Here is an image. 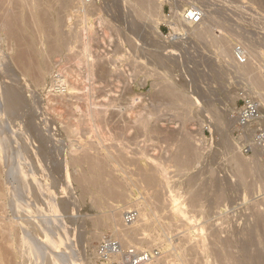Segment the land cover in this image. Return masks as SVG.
<instances>
[{
  "label": "rangeland",
  "instance_id": "rangeland-1",
  "mask_svg": "<svg viewBox=\"0 0 264 264\" xmlns=\"http://www.w3.org/2000/svg\"><path fill=\"white\" fill-rule=\"evenodd\" d=\"M4 1H5V3H4ZM54 1L55 0H53V3L56 2V1L55 2ZM176 1L172 0V2H166V3H171V4L174 3V4H172L173 10L177 5L179 8L180 7L183 8V7L188 6V4L182 3L179 1H178V3H175ZM193 1L198 6H200L202 8L203 13L207 12L208 14H212L214 16L213 17L214 20L217 22V25H219V23H220V27H222V29L221 30L218 29V31H217L216 30L217 27L215 26L216 27L215 32L216 31L218 33L222 32L221 34H222L223 38L226 39L225 41L228 40L227 41V48L229 47L228 49L230 50L231 53L236 52L237 46H241V43H240L241 42V40H240L241 35L248 36V38L250 40L256 42V44L258 43L257 41H261L260 42L261 44L258 43V45H260L261 47H264V6L262 4L261 5L259 4L260 3L259 0H201V2H199L200 0H193ZM6 2H8V3H6ZM41 3H44V2L41 1ZM14 5H15V3H13V2L9 4V0H3V1L0 0V6L2 7V8L0 7V22L3 21L7 15H8V17L10 15L14 16V14L16 12L13 10H17L16 9L17 6L16 5L14 6ZM94 5L97 8H99V7L101 8V9L99 8L100 9L99 14L102 17L104 15V21H106V22L102 21V23H101V21H99V18H98L99 14H97L96 7L93 6L92 7L93 9L91 8L92 11L90 14L91 15L90 16V23L93 24L92 28L96 32V34H97L96 36L98 39L97 41H94V43H95L94 48H93L94 52L92 51V54L90 56H86V57L84 56L85 58L83 57L82 59H84L85 61L83 60L80 62L79 61L80 59H79L78 62H80V65L76 61L78 58H80V56H78V54H77L81 50L79 43H72V44H70L71 48H69V46H67L68 48L65 47V49L61 50L62 52L59 51L58 53L52 54V56H50L48 59H49L50 65H51L50 68L51 67L52 68L55 67V68H53L54 70L50 74L47 75V77L45 78V80L42 81V83L36 82L32 76H30L31 78L29 76H28L29 78L28 77L25 78L27 83H28V86L24 87L23 92H24L26 98L30 100V101L28 100V102L31 103L33 101L32 103H34V100L38 99L35 102H36V104H39L40 107L38 105L36 107V104L34 103L30 107H24L23 109H21L20 112L16 113V115L12 114L13 117L15 116L17 118H15V117L12 118L11 115L9 116V118H10L9 119V121H10L9 125L11 127H13V129L16 131V133H17L18 129L20 132L19 133L20 135L17 133L13 137L16 136V138H17V136H18V139H22V137L24 138V134L22 133V131H23L22 127L23 126L20 125V121L22 122V124L24 123L25 126L29 123V121H27V120H30L29 116L32 112L31 108H33V106L35 105L34 110H35V113L37 116V118H36L37 121L35 120V122L36 123L41 122V124L43 125V128H45V129L46 128L49 129V127H50L51 129H49V130H51V133L53 135L55 133H57V134H55L56 136L54 135V137L57 138V141H55V143H54V146L56 148L55 147L52 148V152H51V153H53V154H51L52 159H50L49 163L46 164L47 170H42V168H40L38 166V164H35L33 167L37 168V170H39V171H37L36 169L33 168L32 170L35 171V174H34V176L31 177V179L33 178L36 180L37 179L41 180L40 182L43 183L45 188H48L47 194H49L50 196H53V195L56 197L58 196L57 198H60V197L61 198H67V196H68V198L70 197V200L73 201V202H71L72 204L70 203V205L68 207L69 209L66 208L69 211L68 210H58L59 212L54 211V213H58V215L60 214V216H62V218L65 222V223L61 222L60 221L61 218H60V220L58 219L60 221V222L59 221L58 222L62 223L58 226H61L59 228H61L60 231H61V233L64 234V238L66 239V242H71L72 243L71 245L73 246V248L75 247L74 248L75 251L77 250L76 252L79 253V255H81L82 258L84 257V259L87 263L93 264L96 261L94 264H97L98 261H97V256H96V247H97L98 242L106 234L114 236L111 229L103 228V229L98 230L96 226L93 227L92 223H94V222H92V221H93V219H95L94 217H102L103 215L108 213L109 210H111V207H106L103 209L97 208L95 196L88 191V189L86 188L87 186H85L87 184H84L85 182L83 183V181L80 180V178H81L80 176H82L85 173L83 171L88 170L87 169L88 165L86 163L83 164L81 159L86 158L85 156H87V157L90 156L93 158L98 157L97 160L104 162V159H106V157H107L105 155L111 156L114 154L113 156H115V155L117 156L119 154L118 151H121L120 150L121 148H119V147H122L126 144L124 147L127 148L126 149L127 154H128L127 155V162L124 161L123 164H122V161H121V163H120V161L116 162L114 164L112 163V165L110 164V166H108L107 169L110 170L111 177L113 179L116 178L114 180H118L121 182L123 180V177L126 178V177L130 176V177H133L132 179H134V181L138 182V179L142 176L141 174H139L142 172V171L140 172L139 169L144 170V169H142V168H144L143 166H145L146 168L149 166L151 167L150 163H152V159L159 161L158 159L162 158L159 156L165 155V154L163 155V152L167 148V143L169 145L168 147H170V145H171L170 143H172V145H174L176 147L179 145L177 148V149H179L178 152L180 151V148H181V151L183 149L187 148L183 144H185L187 146L188 141H186L185 138L184 139H182V138L184 137V135L187 134V131L189 130V128H190V130L188 131V133H189V135L190 134L192 135V136L190 135L192 138V142H194V145L198 146L199 150L201 151L200 156L193 158V159H190L187 162L186 167H188V169L182 175H181V173L178 174L176 166H174V165L172 167L168 166L169 172H171L169 174V177L171 176V178H168V184L171 187V189L173 190L172 194L178 198L176 203L179 204V207L184 208L185 211H187V213H186L187 215L186 214L182 215L183 217H181L179 214H175V213H171L172 214L171 215L169 212L170 210L161 209L162 210L161 211L159 209L161 212L158 210L157 214L155 215L156 220H154V221L158 225V230H160L161 233L164 234V237H167L169 239L168 240L169 245L165 244L166 246L164 245V247L162 248V247H160V243H159L160 240H157L156 241L157 245L155 244L151 248H158V249L161 248V250H163V251H168L169 249L173 248V246L175 248L176 247L175 245H186L187 246L191 242H194L195 239L197 240V237L200 238V236H202L204 234H207L206 238H205L207 240V241L205 240L207 242V244L212 242L211 237L209 235L212 233V229H213L212 226L210 225V221L213 223L214 221H212V220H215L216 217L215 216L211 217V215L209 216V214H207V213L206 214L209 217L207 215H205V213H203V215H200L198 213L199 212L198 209L194 210V208L192 207L193 208V210H192L190 203L188 202L190 189L191 188H198L199 184H200V183L194 184V183L188 181V178H190L194 175L200 176V179L203 180V182L206 184V186L207 187L209 186V188H206L207 191H209V194L212 193V190H213L214 186H216V185L217 186L220 185L219 187H222V188L228 186L227 187L229 189L228 192H230L229 193L230 197L232 196L231 198L233 200V204H232L233 207H231V210L229 209L230 208L229 206H228V209L227 208L224 209V212H228L227 213L228 215L226 214V217L224 216L225 218L221 217L222 220L219 219V222H220V220H221V222L219 223L216 221L217 224L215 223V225H217V226L219 225L220 228L226 227L230 230L232 229L233 231L241 230L244 227H249V226L253 227L255 224H257L255 221L256 218H253V216L255 217V211L257 210L256 209L257 207H255V200L259 199L260 196L264 194L263 193L264 192V183H263L264 181L262 182L263 185L261 184L257 188H254V189L249 188V189L245 190L244 186H242L239 183V181H237L238 178H237L236 174H233V173H236V167H237L235 164V161H233V157L235 156L234 154L238 155V157L240 156V159H242V160L244 159L245 161H249V160L252 161V159L255 156L253 155L254 153L244 154L241 151V148H240L241 146L239 145L237 134L234 133L232 115H233V112L236 110V108L240 105L241 94H248L251 97H254V98L260 100L263 108H264V100H263L264 97L261 98L259 96H254L250 91L251 87H250L249 82L246 79V77L241 76V74H239L240 72H238V70L236 71L234 66H236V68H237V64H241L239 61L237 62V60H238L237 54L235 53V55H234V57L236 59L233 58L234 60L225 61V59H223L222 55H220L219 53L216 52V49L214 48V45H211L212 42L210 40H208V41L205 40V42H204V39H200V37L196 36V34L192 33V32L186 33L183 31L184 35L180 34L178 37L177 36L171 37V36H169L168 29L165 25L166 22L164 20H162V19L158 20L159 25H157L152 20H148V19H146V20L142 19L141 20V18L138 16V14L136 12L135 6H131L133 4L130 5L128 3L123 2L122 0L121 1L120 0H103L102 2L95 3ZM5 7H7V8H5ZM11 12H12V14H11ZM93 12H95V13H93ZM131 12H132V14H130ZM165 12L167 13L168 9L165 10ZM34 13H35V9L29 8L26 11V16H24L25 18H23L22 20L18 19V21H19L18 23L22 24V22H24V20H25V23L27 24L28 28L25 32H23L24 34H22L23 35L22 37L23 38L26 37L25 39H27V37H28V39H31L32 37H34L35 39L37 38L36 40L39 43V44H37V48H38V47H41V46H39V45H41V40H43V39L48 40V38H47L48 35H46V34H48L49 32H46L45 30H42V32H41V30H38L40 27L38 28L37 26L33 25L32 20L34 19V21H35ZM70 13L71 12H69V14ZM61 14H63V13H61ZM63 15L61 16L62 22H63L62 28H63V31H65V34L67 35V37L69 36V32H71L72 30H74V29L77 30V29H79V27L83 28V26L87 27V22L82 21L80 14L79 15L75 14L76 16L72 15L71 20H68V16L66 14H65V16H67V18ZM2 17H3V19H2ZM230 17H232L233 19L231 18V20H230ZM63 18H64V21H63ZM6 19H8V18H6ZM26 19H28V20H26ZM65 20H66V22H65ZM218 20H219V22H218ZM136 21H138V23H136ZM211 21H213V19ZM2 24L3 23H1V25ZM28 24L31 26H29ZM107 25L109 28L107 27ZM234 29L235 30L237 29V30L235 31ZM227 30L228 31L232 30L231 32H236V33L234 35H233V33L229 34V32ZM117 31H118V33H117ZM226 31H227V33H226ZM237 31L239 34L237 33ZM7 33L8 32H6V33L0 32V82H1L0 84H5V85L11 84V85H17V86L19 84V86H25L24 85L25 79H24L23 74L21 73L22 71H20L21 68H19V66L17 65L18 63H16V58H17L18 52L21 50V48L22 49L24 48V50H26L27 48L25 45L23 46V45H20V43L18 44L19 41L18 42L16 41V40H19L18 37L14 36V38H13V36L11 34H9V33L7 34ZM29 33H30V36H32V37L28 36ZM33 33H35V34H33ZM44 36H46V37H44ZM38 37H40V38H38ZM124 38H125V40H124ZM127 39H128V41H127ZM47 40H45V41L47 42ZM118 44H121V45H118ZM117 45H118V47H117ZM32 49L33 48H31L29 50L31 51ZM39 49L40 48L33 49L34 51L37 50V51H35L37 53H35L33 51H31V52L29 51V53L31 54L33 52L34 55L36 56L38 54ZM232 49H233V51H232ZM76 51H77V53H76ZM98 54H99V56H98ZM109 56H111V57H109ZM86 58L87 59L89 58L88 59L89 61ZM94 59H95V61H94ZM58 60H60V61H58ZM131 61H132V63H131ZM255 62H258V65L261 64L262 66H260V67H262V68L264 67V48H263L262 54L260 55V58L259 59L256 58ZM63 63H65V64H63ZM99 64H100V66H99ZM105 64H107V65H105ZM163 64H165V65L163 66ZM242 64H244V63H242ZM13 65H15V66H13ZM90 65H91V68L93 69L92 71H94V73L91 72V74L89 73L90 72L89 71ZM143 66L145 69L146 68L147 69L145 70L143 68ZM219 66H221V67H219ZM60 67H62V69ZM72 67H74V69ZM142 68L144 71H146L145 73H142V72H144L142 70ZM262 68H259L258 70L260 71ZM60 69H61V71H60ZM80 70L82 72H80ZM77 71H79V72H77ZM224 72H225V74H224ZM260 72H262V70ZM52 73H53V75H52ZM64 74L67 75V77H66L67 79L64 77L66 81H64L63 80L64 78L61 76ZM93 74H94V76H93ZM216 74H217V76H216ZM14 75H16L18 78L16 76H15L16 77L15 78ZM76 75H78V76H76ZM68 76H69V78H68ZM131 76L133 78H131ZM61 78H62V80H61ZM215 78H217V80ZM13 79L16 81H14ZM167 79L169 81H167ZM19 80L22 83H19ZM72 81L74 83L79 81L80 85H79V82L74 84ZM224 81H226V82H224ZM82 82L84 85L82 84ZM220 82H222V83H220ZM91 83L95 86L94 89H93V85ZM106 83H107V85L105 86ZM77 84H78V87H76ZM171 85H172L173 90H176V92H179L183 96L185 95V97H187L189 99V101L191 102L190 103L191 108L189 111L191 113H188V114H190V118H189V115L187 116V119L189 121L186 120V118L184 116H182L183 113L181 114V110H179L180 111V113H179L178 109L176 111V108L171 106V105H173L172 102L174 100V98H173L174 96H172L171 94H170L171 95L170 96L169 92L166 90V87H164V86L168 87ZM71 86H74L75 88L70 89ZM99 86H101V87L99 88ZM27 87H29V88L27 89ZM80 87L83 90H81ZM156 87H157V90H156ZM91 89H92V91H91ZM110 89H111V91H110ZM76 90H79V91H76ZM102 90H103V92L104 91L105 92L103 93ZM107 90H109V91H107ZM160 90H161V92H160ZM70 91L73 93L72 94L73 97H72ZM157 91H158V93H157ZM112 92H114L115 94H113ZM86 93H88L87 95L90 99V101L88 100L89 102H91V101L98 102L99 101L98 103H102L100 100H105L104 102H106V103L109 102L108 104L110 106L109 107L107 106L108 107L107 112H108V114H109L110 110H111V112L109 115L107 114V116H105V117H107V120L109 121L106 128H107V131H109V129H111L110 130L111 132L109 134L110 136H106V137L97 136L96 137V135H98V133L94 132V131L91 132V130L87 126H84V125H83L84 129L82 128V125L81 126L78 125L81 127L80 129L76 125L78 128V129L76 128L77 133L74 130L75 131V132H73L74 134L71 133V135H69L68 131H67V127H64L65 123H62L61 120L59 119L58 114L62 113V110H64L63 112L67 111V107H65L66 102H67V106L70 104L68 106L70 109L72 108V106L74 104H75V106L76 105L80 106V104L82 103L81 107L83 106V104L85 105L84 102L86 99L83 97H85ZM109 93L111 94V96ZM130 93H132V94H130ZM56 94L58 96L59 95L62 96V98H61V96L59 98V100H61V101H59V100L53 101L52 100V98H54ZM124 94H125V96H124ZM33 95L35 97L37 96L36 97L37 99L36 98L32 99L33 97H31V96H33ZM51 95H52V97H51ZM154 96H156V97H154ZM263 96H264V93H263ZM92 97L94 98V100H92L93 99ZM110 97H111V99H114L112 97H115L114 100H116V101L111 100ZM153 97H154V99H153ZM168 97H170V98H168ZM165 98H167V99H165ZM69 99H71V100H69ZM83 99H85V100H83ZM39 101H40V103H39ZM64 101H65V103H64ZM70 101H71V103H69ZM60 102H62V103H60ZM115 102H116V105H115ZM128 102H129V104H128ZM156 102H157V104H156ZM49 103H50V105H49ZM57 103H58V106H57ZM75 106H74V108H75ZM99 106H101L100 108L104 107L103 109H106L104 105H99ZM168 106L171 107V110L173 107L175 109V111L172 110V112H171V110L169 108L168 109L169 112H167ZM36 108L38 109L37 111H36ZM43 108H45V109H43ZM151 108H152V110H151ZM114 109H116V110H114ZM191 109H192V111H191ZM21 112H22V114H21ZM118 112H120V113H118ZM128 112H131V113H128ZM137 112H139V113H137ZM151 112H153V113H151ZM147 113H148V115H147ZM65 114H66V112H65ZM75 114H77V115H75ZM75 114H74V116H75L74 118L76 119V117H77L76 120L78 121L79 118H82L80 116H83V111H81V109H78V110H76ZM175 114H177L179 117ZM218 115L223 116L224 121L221 122L218 118ZM18 116H19V118H18ZM74 118H72L73 122L77 123V121ZM181 118H182V120H181ZM184 118L186 121L184 120ZM22 119L24 122L22 121ZM45 119H48V120L50 119V120L47 121ZM148 119H149V121H148ZM51 120H53L54 122ZM141 120L143 122L144 121L148 122V124L154 128L156 127L158 132H153V133L148 132L146 134L145 131H147V130L142 131L143 130V129H141L142 127L140 128V126H141L140 124H142ZM44 121H45V123H44ZM136 121H138V122H136ZM46 122H47V124H46ZM59 122L61 123V125ZM134 122H135V124H134ZM45 124L49 127H45ZM180 124H182V125H180ZM184 124H185V126H184ZM65 126H66V124H65ZM76 126H74V127H76ZM119 126H121V127H119ZM137 127H139V128H137ZM126 128H129V129L126 130ZM220 129H222V130L220 131ZM114 130L116 131V134H115ZM117 130L128 131L129 133L126 132V134L128 136L129 141L127 142L126 139H125V141L122 140L123 142L117 141V139L115 138V137H117L116 135L119 133V131L117 132ZM182 130L183 131L185 130L186 132H183ZM112 133H114V135ZM167 133H169V134H167ZM172 133H174V134H172ZM141 135L143 137H141ZM144 135H146V137ZM164 135H166V136H164ZM111 136H113V137L115 136L114 139ZM149 136L151 138H149ZM98 137H100V138H98ZM101 138H104V139L101 140ZM180 139L183 141H180ZM137 140H138V142H137ZM163 140H164V142H163ZM145 141H148V142H145ZM57 143L59 144V146L57 145ZM90 143H93V146H95V144H96L97 147L96 146L93 147L92 144H90ZM89 144L91 145L92 148H90ZM152 144H154V145H152ZM69 145H70V147H69ZM86 145L88 147H86ZM128 145H129V147H128ZM146 145H148L147 148H145ZM149 145H151V146H149ZM142 146H144V148H145L144 151H146V149H147L149 151V152H147V154L149 153L148 155L153 157V158L146 157V156L141 157V154H140L141 148L140 147H142ZM163 146H165V147H163ZM174 146L170 147V148H172V150L173 149L176 150V147H174ZM183 146H184V148H183ZM83 147H86V148H83ZM150 147H152V148H150ZM87 148H89L88 149L89 151H87ZM95 148H96V150H95ZM137 148L140 150H138ZM155 152L159 155L156 156L157 154ZM259 152H261V153H259ZM259 152H258V157H259L260 162H261L263 169H264V150H260ZM136 153H138V155ZM165 153H166V151H165ZM154 156H156V157H154ZM138 157H139V159H138ZM77 158L79 160H81L80 165L78 163L79 160H77ZM101 159H103V160H101ZM149 159L151 160V162L149 161ZM131 160H133V161H131ZM54 161H57V162H54ZM69 161H71V162H69ZM74 162L76 164H74ZM57 163H59V164H57ZM66 163L68 164V169H69V174H70V182L69 183H67V181L65 180V175H64L65 174V172H64L65 168H63V166L65 167ZM134 163L136 165H134ZM0 164H1V166L3 164L1 159H0ZM56 164L58 167L56 166ZM48 165H50V166H48ZM81 165H82V167H80ZM55 166H56V168H55ZM26 167H28L27 169H30L29 167H31V166L25 165V168ZM74 167H76V168H74ZM138 167H139V169H138ZM57 168H59L60 171ZM77 169H79V170H77ZM113 170H115V171H113ZM233 171H235V172H233ZM172 172H173V174H172ZM136 177H138V178H136ZM0 179L1 180L3 179V174L2 175L0 174ZM53 179H55V181ZM77 179L79 180V182ZM205 179H207V180H205ZM225 179H227V180L229 179L230 181L228 180L229 181L228 182ZM136 182H135L134 188H132V191H130V193L128 194V198L126 200L128 202H131V201L136 202L139 200H144L145 199L144 198L145 193L147 191H149L150 193L153 191V189L150 188V186L146 187L145 184H141L140 182L136 183ZM82 185L84 187H82ZM59 186H60V188H59ZM144 186L147 190H145V188H143ZM62 187H64V188H62ZM66 188H67V192H66ZM82 188H84V189H82ZM165 190H166V194H167L166 196L169 198L168 194H170V192H169L170 190H169V188L168 189L166 188ZM86 191H88V192H86ZM144 191H146V192H144ZM57 192H58V194H57ZM210 195H212V194H210ZM263 196H261V197H263ZM0 202L3 203V201H0ZM185 202H186V204H185ZM251 202H253L254 204H252ZM262 202H260V207L264 209V205H263L264 203H262ZM155 203H158V202L155 201ZM261 203H262V205H261ZM113 204L116 205V207H119V208L122 207V211H123L122 216L126 210H129V209L133 208V206H134L133 205L128 209H123V207L125 208V204H126L125 200L115 202ZM1 205L2 204H0V213L1 212L3 213L4 208H2L3 206L1 207ZM204 205H205V209L207 207H209L208 202H207V205H206V203ZM44 207H47V205L45 204ZM47 209H49V208H47ZM207 209L206 210L209 211L210 207ZM50 210H48L49 213H52L53 211L51 212ZM232 210H234V211L232 212ZM63 212H65V213H63ZM167 212H168V214H167ZM253 212H254V215H253ZM160 214H163V215H161L162 218L164 216H166L165 219L158 217V216H160ZM194 214L195 215L199 214L197 220H196V218L192 217V215H194ZM232 214L235 216H233ZM9 215L13 216L10 213H9ZM177 215H179V217ZM247 215H249V216H247ZM189 217H191V219ZM171 218H172V220H171ZM186 218H187V220H186ZM179 219H181V220L183 219V220L181 221ZM208 219H211V220H208ZM122 220H123V218H122ZM164 220L167 223L165 225L169 224L171 227L168 226L169 228L164 229V226H162V224H163L162 222H164ZM208 221H209V223H208ZM222 221H223V223H222ZM194 222H196V224H198V225H199V223L200 224L203 223V224H201V225H203L202 227H204V225H206L207 230L205 229L206 226L204 227V230L199 229V228H201L200 225H199L200 227L199 226L195 227L196 224ZM226 222H227V224H226ZM2 223L3 222H1V219H0V250H1L0 251V259L2 262V263L1 262L0 263L1 264H3V263L4 264H12L13 263L14 264L16 262L15 264H27V262L24 260V258H20L21 249H23L24 246L19 245V244H21V243H19L20 242L19 240L16 241L17 238H19L18 236H20L19 235L20 233L15 234L16 237L15 236L11 237L10 233L7 230L5 231L4 227L2 226L3 225ZM251 223H253V224L251 225ZM221 224L223 225V227L221 226ZM176 225H178V226H176ZM226 228H224L225 230L224 229L223 230L227 231ZM261 228H262V230L264 229V224H261ZM92 229L95 232H97V230L99 231V233L101 232L100 234L102 235V238H101V235L98 238L97 237L94 238L95 232L93 233ZM208 229H210V230H208ZM158 230H156V232ZM164 230L165 231L167 230V231L165 232ZM230 230H228L229 233L230 232L233 233V231L232 230L230 231ZM263 232H264V230H263ZM90 233H91V236H90ZM179 233H180V235H179ZM229 233H226V234L224 233V234L227 235ZM9 235H10V237H9ZM243 236L244 235H242V234H241V236H239L240 242L242 241L241 239L244 238ZM10 238H11V240H10ZM170 239L173 242H170ZM12 240L14 242H11ZM243 240H245V239H243ZM187 241H191V242H189L187 244ZM9 242H10V245H9ZM174 242L176 244H174ZM16 243H18V245L21 246L22 248L21 247L19 248V246L17 247ZM158 243H159V245H158ZM126 246H130V245H126ZM207 247H208V245H207ZM11 250L12 251L14 250V252H12ZM12 254H15V256H13ZM17 254H18V256H17ZM2 258H5V259H2ZM210 261H212V260H210ZM212 263L214 264V261Z\"/></svg>",
  "mask_w": 264,
  "mask_h": 264
},
{
  "label": "bare ground",
  "instance_id": "bare-ground-1",
  "mask_svg": "<svg viewBox=\"0 0 264 264\" xmlns=\"http://www.w3.org/2000/svg\"><path fill=\"white\" fill-rule=\"evenodd\" d=\"M3 1V0H1ZM44 2V3H41ZM56 1V2H55ZM53 3V0H9V4L10 3H15V5L17 6L16 9L17 10H13L15 11L16 15L14 14V16L10 15L8 17V15L6 16V18H4L3 21L0 22L3 23L0 26V32H8L9 34H11L14 38V36L18 37L19 40H16L18 42V44L20 43V45H25L26 46V50H24V48L18 52L17 58H16V63H18L17 65L19 66V68H21L20 71H22L21 73L24 76V79L26 77H30L32 76L34 78V80L36 82L42 83L43 80H45V78L47 77L48 74H50L55 68V67H51L50 68V62H49V57L52 56V54L58 53L59 51L65 49V47L69 46V48H71L70 44L72 43H79L80 45V52L76 53L78 54V56H80V58H76L77 63L80 65V62L83 61L84 59H82L84 56H90L92 54L93 48H94V41H97V34L96 32L93 30L92 26L93 24L90 23V14L92 11V7L95 6L93 3H87L84 0H55ZM121 1V0H120ZM125 3L128 4H133L131 6H135L136 12L138 14V16L142 19H148V20H152L153 22H155L157 25H159V21L160 19L164 20L167 24L170 25L171 28V34L173 36L177 35V34H181L184 32L189 33H195L196 36L200 37V39H204L205 40H210L212 42L211 45H214V48L216 49V52L219 53L220 55H222L223 59H225V61L228 60H234L233 58L235 53L237 54V50L236 52L231 53L230 50L227 48V41H225L226 39L223 38L222 36V32H217L218 29H222V27H220V23L219 25H217V22L214 20V16L212 14H208L207 12L203 13L204 14V19L200 24L197 25H191V24H185L181 21V14L182 11L184 9L183 8H179L178 5L174 8L173 12H174V17H175V23H170L167 19V15L165 13V9H164V5L166 2H172V0H122ZM176 1V0H174ZM182 2V3H186L189 5H197L193 0H177L175 3ZM201 2V0L199 1ZM258 2V1H257ZM259 4L264 6V0H259ZM5 3V1H4ZM8 3V2H6ZM174 4V3H172ZM255 4V3H254ZM7 5V4H6ZM14 5V6H15ZM101 5V4H100ZM202 5V4H201ZM4 6V5H3ZM8 6V5H7ZM1 7V6H0ZM96 7V6H95ZM94 7V8H95ZM128 7V6H127ZM2 8V7H1ZM4 8V7H3ZM7 8V7H5ZM35 9V13H34V19L33 21V25L37 26L38 30H45L46 32H49L47 36L48 40L47 42L43 39L41 40V47L38 50V54L35 56L33 52L37 51V50H33V49H38L37 48V44H39L37 42V38L35 39L34 37L30 36V33L28 36L32 37L31 39H25L23 38L22 34H24L23 32H25L28 28L27 24L24 22L18 23V19L22 20L23 18H25L24 16H26V11L28 9ZM41 8V9H40ZM43 8V9H42ZM92 8V9H91ZM100 8V7H99ZM96 7V11L97 14L100 13V9ZM263 8V7H262ZM173 9V8H172ZM182 9V10H181ZM7 11V10H6ZM12 11V10H11ZM218 11V10H217ZM69 12H71L69 14ZM14 13V12H13ZM63 13V14H61ZM95 13V12H93ZM129 13V12H128ZM6 14V13H5ZM12 14V12H11ZM65 14L68 16V20H71L72 15L75 14H80L82 21L87 22V27L83 26V28L79 27V29H74L71 32H69V36L67 37V35L65 34V31H63V25H62V18L61 16H65ZM132 14V12L130 13ZM239 14V13H238ZM93 15V14H92ZM67 16H65L67 18ZM76 16V15H75ZM131 16V15H130ZM133 16V15H132ZM32 17V16H31ZM134 17V16H133ZM33 18V17H32ZM99 21H104V15L103 17L99 14L98 16ZM232 17H230L231 20ZM3 19V17H2ZM93 19V18H92ZM106 19V18H105ZM134 19V18H133ZM209 19V20H208ZM213 19V21H211ZM233 19V18H232ZM28 20V19H26ZM67 20V21H68ZM135 20V19H134ZM220 20V19H219ZM218 20V22H219ZM227 20V19H226ZM64 21V18H63ZM216 23H215V22ZM30 22V21H29ZM66 22V20H65ZM106 22V21H104ZM109 22V21H108ZM28 23V22H27ZM136 23H138V21H136ZM140 23V22H139ZM143 23V22H142ZM31 24V23H30ZM107 24V23H106ZM135 24V23H134ZM216 24V25H215ZM237 24V23H236ZM29 25V24H28ZM66 25V24H65ZM72 25V24H71ZM96 25V24H95ZM136 25V24H135ZM31 26V25H29ZM73 26V25H72ZM137 26V25H136ZM217 28H216V27ZM95 27V26H94ZM108 27V25H107ZM231 27V26H230ZM81 28V29H80ZM109 28V27H108ZM215 28H216V32H215ZM225 28V27H224ZM233 28V27H232ZM239 28V27H238ZM112 29V28H111ZM229 29V28H228ZM97 30V29H96ZM117 30V29H116ZM157 30V29H156ZM224 30V29H223ZM233 30V29H232ZM232 30H227L230 33H233V35L236 32H231ZM235 30V29H234ZM237 30V29H236ZM235 30V31H236ZM37 31V30H36ZM44 31V32H45ZM68 31V30H67ZM226 31V33H227ZM39 32V31H38ZM115 32V31H114ZM7 33V34H8ZM118 33V31H117ZM159 33V32H158ZM238 33V31H237ZM26 34V33H25ZM35 34V33H33ZM32 34V35H33ZM40 34V33H39ZM184 34V33H183ZM239 34V33H238ZM241 34V33H240ZM243 34V33H242ZM245 34V33H244ZM247 35V34H246ZM11 36V37H12ZM39 36V35H38ZM170 36V35H169ZM225 36V35H224ZM229 36V35H228ZM244 36V37H243ZM46 37V36H44ZM125 37V36H124ZM172 37V36H171ZM178 37V36H177ZM227 37V36H226ZM241 46H239L242 50V52L245 53V55L247 56V60L244 64H237V68L236 66L235 69L236 71L238 70V72H240L239 74H241V76L246 77V79L249 82V85L251 87V93L254 96H259L261 98H263V91H264V67H260L262 66L261 64L258 65V62H255L256 58H260V55L263 52V48L260 45H258V43H260L261 41H257L258 43L256 44V42L250 40L248 38V36L245 35H241ZM239 37V38H240ZM17 38V39H18ZM40 38V37H38ZM127 38V37H126ZM228 39V38H227ZM253 39V38H252ZM263 39V38H262ZM40 40V39H39ZM125 40V38H124ZM128 41V39H127ZM256 41V40H255ZM119 42V41H118ZM117 42V43H118ZM132 42V41H131ZM203 42V43H204ZM233 44V43H232ZM261 44V43H260ZM78 45V44H77ZM76 45V46H77ZM121 45V44H118ZM117 45V47H118ZM229 45V44H228ZM231 45V44H230ZM237 45V44H236ZM235 45V46H236ZM19 46V45H18ZM22 46V47H23ZM97 46V45H96ZM79 47V46H78ZM121 47V46H120ZM33 48L31 51H33L31 54L29 53V49ZM68 48V47H67ZM66 48V49H67ZM97 48V47H96ZM69 50V49H68ZM30 51V52H31ZM66 51V50H65ZM100 51V50H99ZM233 51V49H232ZM62 52V51H61ZM94 52V51H93ZM37 53V52H35ZM75 53V52H74ZM99 53V52H98ZM261 53V54H260ZM33 54V55H32ZM106 54V53H105ZM213 54V53H212ZM59 55V54H58ZM74 55V54H73ZM95 55V54H94ZM93 55V56H94ZM3 56V55H2ZM35 56V57H34ZM77 56V57H78ZM92 56V57H93ZM99 56V54H98ZM84 57V58H85ZM111 57V56H109ZM158 57V56H157ZM210 57V56H209ZM13 58V57H12ZM11 58V59H12ZM15 58V57H14ZM52 58V57H51ZM90 58V57H89ZM88 58V59H89ZM105 58V57H104ZM103 58V59H104ZM207 58V57H206ZM4 59V58H3ZM6 59V58H5ZM55 59V58H54ZM61 59V58H60ZM75 59V58H74ZM80 59V60H79ZM82 59V60H81ZM87 59V58H86ZM87 59V60H88ZM101 59V58H100ZM99 59V60H100ZM112 59V58H111ZM236 59V58H235ZM78 60L80 62H78ZM86 60V61H87ZM98 60V61H99ZM105 60V59H104ZM162 60V59H161ZM203 60V59H202ZM11 61V60H10ZM60 61V60H58ZM85 61V60H84ZM89 61V60H88ZM95 61V59H94ZM135 61V60H134ZM92 62V61H91ZM129 62V61H128ZM211 62V61H210ZM238 62V60H237ZM236 62V63H237ZM14 63V62H13ZM132 63V61H131ZM257 63V64H256ZM260 63V62H259ZM53 64V63H52ZM65 64V63H63ZM91 64V63H90ZM168 64V63H167ZM208 64V63H207ZM3 65V64H2ZM55 65V64H54ZM92 65V64H91ZM91 65L89 67V73L91 74V72L94 73V71H92L93 69L91 68ZM107 65V64H105ZM111 65V64H110ZM137 65V64H136ZM165 64H163L164 66ZM199 65V64H198ZM8 66V65H7ZM15 66V65H13ZM98 66V65H97ZM100 66V64H99ZM138 66V65H137ZM209 66V65H208ZM17 67V66H16ZM67 67V66H66ZM140 67V66H139ZM166 67V66H165ZM210 67V66H209ZM212 67V66H211ZM221 67V66H219ZM226 67V66H225ZM233 67V66H232ZM62 69V67H60ZM74 69V67H72ZM77 68V67H76ZM75 68V69H76ZM96 68V67H95ZM94 68V69H95ZM144 68V66H143ZM142 68V70H143ZM150 68V67H149ZM216 68V67H215ZM262 68V72H260L258 69ZM60 69V71H61ZM65 69V68H64ZM63 69V70H64ZM107 69V68H106ZM109 69V68H108ZM114 69V68H113ZM118 69V68H117ZM135 69V68H134ZM139 69V68H138ZM145 69V68H144ZM147 69V68H146ZM145 69V70H146ZM153 69V68H152ZM205 69V68H204ZM212 69V68H211ZM217 69V68H216ZM66 70V69H65ZM98 70V69H97ZM102 70V69H101ZM122 70V69H121ZM214 70V69H213ZM212 70V71H213ZM230 70V69H229ZM88 71V70H87ZM86 71V72H87ZM109 71V70H108ZM118 71V70H117ZM116 71V72H117ZM144 71V70H143ZM63 72V71H62ZM69 72V71H68ZM79 72V71H77ZM80 72H82L80 70ZM114 72V71H113ZM112 72V73H113ZM119 72V71H118ZM146 71L142 72L145 73ZM150 72V71H149ZM157 72V71H156ZM233 72V71H232ZM65 73V72H64ZM67 73V72H66ZM97 73V72H96ZM95 73V74H96ZM152 73V72H151ZM161 73V72H160ZM222 73V72H221ZM220 73V74H221ZM11 74V73H10ZM59 74V73H58ZM68 74V73H67ZM75 74V73H74ZM77 74V73H76ZM82 74V73H81ZM121 74V73H120ZM149 74V73H148ZM223 74V73H222ZM225 74V72H224ZM18 75V74H17ZM53 75V73H52ZM80 75V74H79ZM106 75V74H105ZM156 75V74H155ZM16 75H14L15 77ZM19 76V75H18ZM63 78L67 77L66 74L61 75ZM75 76V75H74ZM78 76V75H76ZM81 76V75H80ZM88 76V75H87ZM94 76V74H93ZM113 76V75H112ZM164 76V75H163ZM217 76V74H216ZM225 76V75H224ZM13 77V78H14ZM17 77V76H16ZM15 77V78H16ZM28 77V78H29ZM59 77V76H58ZM104 77V76H103ZM121 77V76H120ZM130 77V76H129ZM147 77V76H146ZM243 77V78H244ZM14 78V79H15ZM18 78V77H17ZM31 78V77H30ZM65 78L63 79L64 81ZM69 78V76H68ZM74 78V77H73ZM88 78V77H87ZM95 78V77H94ZM93 78V79H94ZM119 78V77H118ZM122 78V77H121ZM126 78V77H125ZM131 78H133L131 76ZM13 79V80H14ZM58 79V78H57ZM67 79V78H66ZM91 79V78H90ZM96 79V78H95ZM108 79V78H107ZM217 80V78H215ZM227 79V78H226ZM7 80V79H6ZM18 80V79H17ZM62 80V78H61ZM72 80V79H71ZM77 80V79H76ZM88 80V79H87ZM128 80V79H127ZM12 81V80H11ZM16 81V80H14ZM25 81V86H18L17 85H11V84H0V159L2 160L3 164L1 166L0 164V174H3V179H0V201H3V203L0 202L1 207L4 208L3 213H0V219L1 222H3L2 226L4 227L5 231L7 230L11 237H14L15 234L20 233L18 236L19 238H17L16 241H20L19 245L24 246L23 249H21V256L20 258H24V260L27 262V264H89L85 261L84 257L82 258L81 255H79V253H77L75 251V247L73 248V246L71 245V242H66V239L64 238V234L61 233L59 227L58 226L64 222L62 216H60V214L58 215V213H54V211L59 212L58 210H68L69 205L71 202H73L72 200H70V197L68 198H57L56 196H50L49 194H47V189L45 188V186L43 185V183H41V180H36V179H31L32 176H34L35 171L32 170L35 164H38V166L40 168H42V170H47V163H49L50 159H52L51 157V153L52 152V148H54V143L55 141H57V138L54 137V135L51 133V129L49 126H47V122L45 124V127H49V129H45L43 128V125L40 123H36L35 120L37 118L35 110H34V106L32 109V112L29 116L30 120L29 123L25 126V124L20 121V125L23 126V131L22 133L24 134V138L22 137V139H18V136L16 138L13 137L15 134H19V129L16 133V131L13 129V127H11L10 121H9V116L11 115L12 118L13 115H16V113L20 112L21 109H23L24 107H30L31 105H33L34 103L36 104L35 101H37L38 99L33 95L31 97H33L32 99L36 98L37 100H34V103H30L28 102L29 99L26 98L25 94H24V87L28 86V83ZM75 81V80H74ZM85 81V80H84ZM106 81V80H105ZM108 81V80H107ZM110 81V80H109ZM167 81H169L167 79ZM219 81V80H218ZM18 82V81H17ZM69 82V81H68ZM73 82V81H72ZM79 81H77L76 83H78ZM95 82V81H94ZM101 82V81H100ZM122 82V81H121ZM127 82V81H126ZM129 82V81H128ZM154 82V81H153ZM172 82V81H171ZM226 82V81H224ZM1 83V82H0ZM8 83V82H7ZM19 83H22L19 80ZM71 83V82H70ZM74 83V82H73ZM74 83V84H76ZM102 83V82H101ZM111 83V82H110ZM219 83V82H218ZM222 83V82H220ZM13 84V83H12ZM38 84V83H37ZM69 84V83H68ZM83 84V82H82ZM92 84V83H91ZM103 84V83H102ZM117 84V83H116ZM119 84V83H118ZM121 84V83H120ZM123 84V83H122ZM128 84V83H127ZM151 84V83H150ZM182 84V83H181ZM180 84V85H181ZM23 85V84H22ZM80 85V82H79ZM84 85V84H83ZM93 85V84H92ZM107 85V83L105 84V86ZM112 85V84H111ZM144 85V84H143ZM220 85V84H219ZM75 86V85H74ZM71 86L70 89H74L75 87ZM113 86V85H112ZM115 86V85H114ZM153 86V85H152ZM176 86V85H175ZM202 86V85H201ZM34 87V86H33ZM78 87V84L77 86ZM88 87V86H87ZM86 87V88H87ZM94 85H93V89H94ZM101 86H99L100 88ZM109 87V86H108ZM118 87V86H117ZM125 87V86H124ZM166 87V90L169 92V95L171 94L172 96H174V100L172 102L174 108H176V111L178 109L181 110V114L183 113L182 116H184L187 119V116L189 115L190 118V101L187 97H185V95H181L179 92H176V90H173L172 85L171 86H164ZM29 87H27L28 89ZM91 88V87H90ZM160 88V87H159ZM26 89V88H25ZM81 89V87H80ZM120 89V88H119ZM131 89V88H130ZM249 89V88H248ZM83 90V89H81ZM80 90V91H81ZM87 90V89H86ZM97 90V89H96ZM157 90V87H156ZM165 90V91H166ZM79 91V90H76ZM92 91V89H91ZM100 91V90H99ZM109 91V90H107ZM111 91V89H110ZM116 91V90H115ZM114 91V92H115ZM155 91V90H154ZM159 91V90H158ZM157 91V93H158ZM30 92V91H29ZM28 92V93H29ZM71 92V91H70ZM74 92V91H73ZM98 92V91H97ZM103 92V90H102ZM105 92V91H104ZM103 92V93H104ZM114 92H112L113 94H115ZM121 92V91H120ZM161 92V90H160ZM247 92V91H246ZM84 93V92H83ZM89 93V92H88ZM88 93H86L85 99V105L83 104V106L81 107L79 105L75 104L72 106V108L70 109L68 106L70 105L69 103H71V101L68 103L69 105L67 106V102L65 104V107H67V111L66 114L65 112H63L64 110H62V113L58 114L59 119L61 120L62 123L64 124V127H67V131L68 134L71 135V133L75 132L78 128L80 129L81 125L83 128L84 126H87L91 132H97L98 135L97 136H101V137H106V136H110V130L107 131V125L109 123V121L107 120V114H108V107L110 106L108 103L104 102L105 100H100L102 103H98V102H89L90 99L88 97ZM101 93V92H100ZM108 93V92H107ZM124 93V92H123ZM127 93V92H126ZM143 93V92H142ZM155 93V92H154ZM165 93V92H164ZM167 93V92H166ZM35 94V93H34ZM73 93L71 92V95ZM75 94V93H74ZM94 94V93H93ZM106 94V93H105ZM110 94V93H109ZM132 94V93H130ZM156 94V93H155ZM48 95V94H47ZM57 95V94H56ZM54 98H52L53 101H57L59 100L61 95H57ZM64 95V94H63ZM70 95V94H69ZM95 95V94H94ZM93 95V96H94ZM100 95V94H99ZM98 95V96H99ZM117 95V94H116ZM154 95V94H153ZM170 95V96H171ZM49 96V95H48ZM84 96V95H83ZM101 96V95H100ZM111 96V94H110ZM122 96V95H121ZM125 96V94H124ZM160 96V95H159ZM165 96V95H164ZM39 97V96H38ZM52 97V95H51ZM73 97V95H72ZM79 97V96H78ZM107 97V96H106ZM118 97V96H117ZM156 97V96H154ZM153 97V99H154ZM48 98V97H47ZM50 98V97H49ZM62 98V96H61ZM80 98V97H79ZM93 98V97H92ZM96 98V97H95ZM104 98V97H103ZM115 99V97H112ZM120 98V97H119ZM170 98V97H168ZM51 99V98H50ZM99 99V98H98ZM102 99V98H101ZM111 99V97H110ZM111 99V100H114ZM146 99V98H145ZM167 99V98H165ZM43 100V99H42ZM71 100V99H69ZM82 100V99H81ZM89 100V101H88ZM94 100V98L92 99ZM108 100V99H107ZM137 100V99H136ZM148 100V99H147ZM152 100V99H151ZM264 100V99H263ZM30 101V100H29ZM61 101V100H59ZM58 101V102H59ZM67 101V100H66ZM116 101V100H114ZM118 101V100H117ZM167 101V100H166ZM171 101V100H170ZM80 102V101H79ZM82 102V101H81ZM104 102V103H103ZM139 102V101H138ZM40 103V101H39ZM62 103V102H60ZM59 103V104H60ZM65 103V101H64ZM76 103V102H75ZM132 103V102H131ZM135 103V102H134ZM79 104V103H78ZM129 104V102H128ZM127 104V105H128ZM157 104V102H156ZM168 104V103H167ZM39 106V104H36ZM50 105V103H49ZM56 105V104H55ZM99 105H104L106 109L100 108L101 106ZM116 105V102H115ZM135 105V104H134ZM138 105V104H137ZM58 106V103H57ZM64 106V105H63ZM75 106V108H74ZM108 106V107H107ZM118 106V105H117ZM124 106V105H123ZM131 106V105H130ZM141 106V105H140ZM143 106V105H142ZM40 107V106H39ZM38 107V108H39ZM51 107V106H50ZM138 107V106H137ZM172 107V110L175 111V109ZM42 108V107H41ZM48 108V107H47ZM113 108V107H112ZM129 108V107H128ZM171 107L168 106L167 108V112L168 109ZM45 109V108H43ZM53 109V108H52ZM59 109V108H58ZM70 109V110H69ZM81 109V111H83V116H80L82 118H79V120L77 121V117L76 119L74 118V114L76 112V110ZM119 109V108H118ZM34 110V111H33ZM38 109L36 108V111ZM116 110V109H114ZM127 110V109H126ZM129 110V109H128ZM152 110V108H151ZM156 110V109H155ZM171 110V112H172ZM234 110V109H233ZM57 111V110H56ZM75 111V112H74ZM165 111V110H164ZM192 111V109H191ZM25 112V111H24ZM61 112V111H60ZM111 110L109 111L110 114ZM157 112V111H156ZM57 113V112H56ZM120 113V112H118ZM131 113V112H128ZM139 113V112H137ZM153 113V112H151ZM180 113V111H179ZM13 114V115H12ZM22 114V112H21ZM108 114V115H109ZM112 114V113H111ZM124 114V113H123ZM146 114V113H145ZM165 114V113H164ZM180 114V115H181ZM44 115V114H43ZM46 115V114H45ZM77 115V114H75ZM81 115V114H80ZM114 115V114H113ZM148 115V113H147ZM177 115V114H175ZM157 116V115H156ZM161 116V115H160ZM178 116V115H177ZM45 117V116H44ZM121 117V116H120ZM179 117V116H178ZM17 118V117H15ZM19 118V116H18ZM51 118V117H50ZM72 118H74L77 123H74ZM106 118V119H105ZM109 118V117H108ZM128 118V117H127ZM136 118V117H135ZM149 118V117H148ZM175 118V117H174ZM184 118V120H185ZM219 120L222 122L224 121L223 116L218 115ZM25 119V118H24ZM52 119V118H51ZM57 119V118H56ZM113 119V118H112ZM120 119V118H119ZM126 119V118H125ZM138 119V118H137ZM180 119V118H179ZM47 121H49L48 119H45ZM110 120V119H109ZM132 120V119H131ZM178 120V119H177ZM182 120V118H181ZM185 120V121H186ZM23 121V119H22ZM37 121V120H36ZM53 121V120H51ZM50 121V122H51ZM56 121V120H55ZM75 121V122H76ZM108 121V122H107ZM115 121V120H114ZM142 121V120H141ZM149 121V119H148ZM189 121V120H188ZM24 122V121H23ZM54 122V121H53ZM52 122V123H53ZM138 122V121H136ZM13 123V122H12ZM19 123V122H18ZM27 123V122H26ZM45 123V121H44ZM43 123V124H44ZM51 123V124H52ZM60 123V122H59ZM116 123V122H115ZM123 123V122H122ZM189 123V122H188ZM54 124V123H53ZM132 124V123H131ZM135 124V122H134ZM138 124V123H137ZM187 124V123H186ZM55 125V124H54ZM61 125V123H60ZM78 128H77V126ZM140 128L145 131V133L147 134L148 132H158L157 128L152 127L151 125L148 124V122L146 121H142V124H140ZM178 125V124H177ZM182 125V124H180ZM76 126V127H74ZM110 126V125H109ZM108 126V127H109ZM133 126V125H132ZM139 126V125H138ZM165 126V125H164ZM176 126V125H175ZM185 126V124H184ZM220 126V125H219ZM12 129H11V128ZM86 127V128H87ZM121 127V126H119ZM129 127V126H128ZM169 127V126H168ZM190 127V126H189ZM77 128V129H76ZM131 128V127H130ZM139 128V127H137ZM159 128V127H158ZM175 128V127H174ZM16 129V128H15ZM55 129V128H54ZM84 129V128H83ZM106 129V130H105ZM129 128H126V130ZM133 129V128H132ZM182 129V128H181ZM14 130V131H13ZM65 130V129H64ZM75 130V131H74ZM86 130V129H85ZM126 130H117V132L119 131V133L116 135L117 137H115L117 139V141H125V139L128 140V136L126 134ZM164 130V129H163ZM186 130V129H185ZM183 132H186V131ZM190 130V128H189ZM188 130V131H189ZM222 129H220L221 131ZM88 131V130H87ZM115 131V130H114ZM121 131V132H120ZM141 131V132H142ZM187 131V134L184 135V137L182 139L185 138L186 141H188L187 146L185 144H183L185 147V149H183L181 151L178 152L179 149L178 146H174L172 145V143H170V147H176V150L170 147H168V143H167V148H166V153L165 151L163 152L164 156H159L162 157L161 159H158L159 161H156L155 159H152V163L151 162V156H149L147 154V152H149L147 149L146 151L145 148H147L148 145H146V147L144 148V146L140 147V154L141 157H151L149 159V163L151 164V167H145L143 166L144 170H140L141 174L140 178L138 179V182L134 181V179H132L133 177H123V180L120 182L118 180H114L116 178H112L111 177V172L110 170H108V166H110V164L112 165V163H116L119 162L122 164L124 161L127 162V148H125L124 146L119 147L121 148V151H118L119 154L116 156H107L106 159H104V162L97 160V158H93L90 156H85L86 158L81 159L83 164L86 163L88 165V170L87 171H83L85 172L82 176H80V180L83 181L84 184H87L85 186H87L86 188L88 189V191L93 194L95 196V201H96V206L97 208H106V207H111V210L108 211V213H106L105 215H103L102 217H94L95 219H93L92 223L93 227H97L98 230L106 228V229H111V231L113 232V235L116 239H118L123 245H130L131 247H135L138 249H143V248H151L153 247L155 244L157 245V240H160V247H164L165 244H168V238L164 237V234L161 233L160 230H158V225L155 223L154 220L155 219V215L157 214L158 210L160 209H168L170 210V214L171 213H175V214H179L181 217H183L182 215H185L187 213V211H185L184 208L179 207V204L176 203L178 198L173 195V190L171 189V187L168 184V178H171V176L169 177V174L171 172H169V167L168 166H176L177 167V171L178 174L181 173L184 174L188 167H186L187 162L190 159L196 158L200 156L201 151L199 150L198 146L194 145V142H192V138L189 135ZM140 132V133H141ZM161 132V131H160ZM178 132V131H177ZM66 133V132H65ZM77 133V131H76ZM129 133V132H128ZM226 133V132H225ZM74 134V133H73ZM101 134V135H100ZM108 134V135H107ZM114 135V133H112ZM116 134V131H115ZM134 134V133H133ZM157 134V133H156ZM169 134V133H167ZM166 134V135H167ZM174 134V133H172ZM182 134V133H181ZM20 135V134H19ZM129 135V134H128ZM149 135V134H148ZM151 135V134H150ZM164 135V136H166ZM222 135V134H221ZM22 136V135H21ZM20 136V137H21ZM56 136V135H55ZM130 136V135H129ZM134 136V135H133ZM137 136V135H136ZM146 137V135H144ZM170 136V135H169ZM175 136V135H174ZM19 137V138H20ZM68 137V136H67ZM75 137V136H74ZM113 139L114 137L111 136ZM110 137V138H111ZM132 137V136H131ZM139 137V136H138ZM141 137H143L141 135ZM194 137V136H193ZM60 138V137H59ZM71 138V137H70ZM100 138V137H98ZM108 138V137H107ZM140 138V137H139ZM149 138H151L149 136ZM181 138V137H180ZM228 138V137H227ZM104 138H101V140H103ZM132 139V138H131ZM136 139V138H135ZM147 139V138H146ZM166 139V138H165ZM175 139V138H174ZM60 140V139H59ZM58 140V141H59ZM111 140V139H110ZM61 141V140H60ZM63 141V140H62ZM72 141V140H71ZM122 141V142H123ZM142 141V140H141ZM167 141V140H166ZM165 141V142H166ZM180 141H183L180 139ZM138 142V140H137ZM148 142V141H145ZM164 142V140H163ZM184 143V142H183ZM186 143V142H185ZM71 144V143H70ZM73 144V143H72ZM81 144V143H80ZM85 144V143H84ZM93 146V143H90ZM89 144L90 148L91 145ZM100 144V143H99ZM106 144V143H105ZM104 144V145H105ZM116 144V143H115ZM176 144V143H175ZM57 145L59 146V144L57 143ZM119 145V144H118ZM144 145V144H143ZM154 145V144H152ZM157 145V144H156ZM161 145V144H160ZM164 145V144H163ZM85 146V145H84ZM96 146V144H95ZM93 146V147H95ZM134 146V145H133ZM138 146V145H137ZM151 146V145H149ZM183 146V148H184ZM61 147V146H60ZM70 147V145H69ZM86 147H88L86 145ZM83 147V148H86ZM97 147V146H96ZM103 147V146H102ZM115 147V146H114ZM129 147V145H128ZM153 147V146H152ZM150 147V148H152ZM165 147V146H163ZM56 148V147H55ZM116 148V147H115ZM134 148V147H133ZM77 149V148H76ZM80 149V148H79ZM89 148H87V151ZM109 149V148H108ZM136 149V150H137ZM59 150V149H58ZM70 150V149H69ZM78 150V149H77ZM86 150V149H85ZM91 150V149H90ZM96 150V148H95ZM98 150V149H97ZM260 150H264V148H260L255 150L253 153V155L255 156L252 161H245L244 159H240V156L238 157V155L236 154H232L233 157V161H235L236 164V174L239 183L244 186L245 190L247 189H254L259 187L262 182L264 181V169L263 166L260 162V159L258 157V152ZM76 151V150H75ZM85 152V151H84ZM83 152V153H84ZM137 152V151H136ZM139 152V151H138ZM154 152V151H153ZM60 153V152H59ZM76 153V152H75ZM156 153V152H155ZM241 153V152H240ZM261 153V152H259ZM73 154V153H72ZM89 154V153H88ZM130 154V153H129ZM138 155V153H136ZM153 154V153H152ZM157 154V153H156ZM162 154V153H161ZM58 155V154H57ZM133 155V154H132ZM135 155V154H134ZM151 155V154H150ZM155 155V154H154ZM159 154H157L156 156H158ZM243 155V154H242ZM82 156V155H81ZM94 156V155H93ZM140 156V155H139ZM154 156V157H156ZM90 157V158H89ZM129 157V156H128ZM132 157V156H131ZM158 157V158H159ZM83 158V157H82ZM137 158V157H136ZM230 158V157H229ZM58 159V158H57ZM139 159V157H138ZM157 159V158H156ZM59 160V159H58ZM77 160H79L77 158ZM81 160H79V165ZM103 160V159H101ZM129 160V159H128ZM154 160V161H153ZM200 160V159H199ZM64 161V160H63ZM74 161V160H73ZM133 161V160H131ZM263 161V160H262ZM57 162V161H54ZM71 162V161H69ZM76 162V161H75ZM74 162V164H76ZM147 162V161H146ZM59 164V163H57ZM56 164V166H57ZM61 164V163H60ZM82 164V163H81ZM25 165H29L31 167H29L30 169H27L28 167L25 168ZM52 165V164H51ZM63 165V164H62ZM66 166L63 168L64 172H65V180L67 181V183L70 182V174H69V169H68V164H65ZM86 165V166H87ZM121 165V164H120ZM134 165H136L134 163ZM141 165V164H140ZM50 166V165H48ZM55 166V168H56ZM72 166V165H71ZM188 166V165H187ZM191 166V165H190ZM4 167V168H3ZM36 167V166H35ZM58 167V166H57ZM73 167V166H72ZM82 167V165L80 166ZM79 167V168H80ZM84 167V166H83ZM123 167V166H122ZM131 167V166H130ZM137 167V166H136ZM76 168V167H74ZM111 168V167H110ZM126 168V167H125ZM128 168V167H127ZM37 170V168H34ZM59 169V168H57ZM113 169V168H112ZM137 169V170H138ZM191 169V168H190ZM41 170V169H40ZM79 170V169H77ZM120 170V169H119ZM124 170V169H123ZM131 170V169H130ZM200 170V169H199ZM232 170V169H231ZM234 170V169H233ZM39 171V170H37ZM53 171V170H52ZM60 171V169H59ZM74 171V170H73ZM82 171V170H81ZM115 171V170H113ZM136 171V170H135ZM176 171V172H177ZM42 172V171H41ZM44 172V171H43ZM56 172V171H55ZM54 172V173H55ZM202 172V171H201ZM235 172V171H233ZM53 173V172H52ZM80 173V172H79ZM78 173V174H79ZM127 173V172H126ZM133 173V172H132ZM47 174V173H46ZM62 174V175H63ZM81 174V173H80ZM137 174V173H136ZM138 174V175H139ZM173 174V172H172ZM171 174V175H172ZM48 175V174H47ZM53 175V174H52ZM39 176V175H38ZM211 176V175H210ZM235 176V175H234ZM235 176V177H236ZM2 177V176H1ZM76 177V176H75ZM78 177V176H77ZM37 178V177H36ZM54 178V177H53ZM63 178V177H62ZM79 178V177H78ZM118 178V177H117ZM125 178V179H124ZM138 178V177H136ZM211 178V177H210ZM235 179V178H234ZM55 181V179H53ZM61 180V179H60ZM78 180V179H77ZM120 180V179H119ZM207 180V179H205ZM227 180V179H225ZM229 180V179H228ZM227 180V181H228ZM52 181V180H51ZM188 181L196 184V183H200L198 188H191L189 191V197H188V202L190 203L191 208L193 207L194 210L198 209V213L200 215H203V213H205V215L209 214V216L211 215V217H216L213 223L210 221V225L212 226V233L209 234L211 237L212 242H210L209 244H207V240L206 235L204 234L202 236L197 237V240L195 239L194 242L191 241H187V244L189 242H191L189 245H175L176 247L169 249L168 251H164V256L163 258L157 262V264H213L212 262L214 261V264H264V232L261 228V224H264V209L260 207V202L264 203V194L261 195L263 197L260 196L259 199L255 200V207H257L256 211H255V217L253 216V218H256L255 221L257 224H255L253 227L249 226V227H244L241 230L238 231H233V233H229L228 228H226V230L228 231H224V228H220V226L215 225L216 221L219 222V219H221V217H226V214L228 212H224V209H228V206L230 207L229 209L231 210V207H233V200H232V196L230 197V192H228V186L227 187H219V186H214L213 190H212V195L209 194V191H207L206 188H209V186L207 187L206 184L203 182V180L200 179V176L198 175H194L190 178H188ZM230 181V180H229ZM228 181V182H229ZM57 182V181H56ZM79 182V180H78ZM136 183H141V184H145L146 187L150 186V188L153 189V191L150 193L149 191H144L145 193V199L144 200H139L136 202H128L126 201L128 198V194L130 193V191H132V188H134V185ZM264 183V182H263ZM48 184V183H47ZM64 184V183H63ZM80 184V183H79ZM221 184V183H220ZM50 185V184H49ZM48 185V186H49ZM71 185V184H70ZM223 185V184H222ZM263 185V184H262ZM54 186V185H53ZM56 186V185H55ZM65 186V185H64ZM67 186V185H66ZM224 186V185H223ZM241 186V187H242ZM82 187H84L82 185ZM138 187V186H137ZM174 187V186H173ZM60 188V186H59ZM64 188V187H62ZM145 188V186L143 187ZM169 188V192L170 194H168L169 198L166 196V190L165 189ZM84 189V188H82ZM58 190V189H57ZM70 190V189H69ZM68 190V191H69ZM145 190H147L145 188ZM86 191V192H88ZM143 191V190H142ZM211 191V190H210ZM66 192H67V188H66ZM71 192V191H70ZM168 192V191H167ZM187 193V192H186ZM264 193V192H263ZM52 194V193H51ZM58 194V192H57ZM71 195V194H70ZM93 196V197H94ZM92 197V196H91ZM254 198V197H253ZM257 198V197H256ZM252 199V198H251ZM255 199V198H254ZM93 200V199H92ZM124 201L126 202L125 204V208L123 207V209H128L131 206H133V208H136L138 210V218L136 221H134L133 223H125L124 219L122 220L123 216H122V207H116V205H114L113 203L115 202H119V201ZM137 200V199H136ZM249 200V199H248ZM94 201V200H93ZM92 201V202H93ZM158 202V203H155ZM187 202V201H186ZM185 202V204H186ZM187 202V203H188ZM210 207V210L207 211L209 207H207L205 209V203ZM124 203V202H123ZM188 203V204H189ZM252 204H254L253 202H251ZM261 203V205H262ZM47 205V207H44V205ZM72 204V203H71ZM159 204V205H158ZM248 204V203H247ZM250 204V203H249ZM118 205V204H117ZM264 205V204H263ZM184 206V205H183ZM246 206V205H245ZM186 207V206H185ZM49 208V209H47ZM68 208V209H66ZM192 208V210H193ZM51 209V210H50ZM184 209V210H183ZM50 210L52 213H49ZM159 210V211H160ZM235 210V209H234ZM232 210V212L234 211ZM69 211V210H68ZM162 211V210H161ZM160 211V212H161ZM189 211V210H188ZM164 212V211H163ZM12 214L13 216L9 215ZM65 213V212H63ZM67 213V212H66ZM207 213V214H206ZM245 213V212H244ZM168 214V212H167ZM198 215H192V217L196 218V220L198 219ZM63 215V214H62ZM163 214H160L161 217ZM172 215V214H171ZM179 215H177L179 217ZM187 215V214H186ZM228 215V214H227ZM233 215V214H232ZM254 215V212H253ZM208 216V215H207ZM208 216V217H209ZM235 216V215H233ZM249 216V215H247ZM59 217V218H58ZM166 216H164L162 219H165ZM206 217V216H205ZM210 217V218H211ZM224 217V218H225ZM232 217V216H231ZM240 217V216H239ZM61 218V220H60ZM191 219V217H189ZM193 218V219H194ZM233 218V217H232ZM235 218V217H234ZM60 221H59V220ZM65 219V218H64ZM170 219V218H169ZM212 219V218H211ZM208 219V220H211ZM238 219V218H237ZM246 219V218H245ZM63 220V221H62ZM172 220V218H171ZM181 220V219H179ZM183 220V219H182ZM181 220V221H182ZM187 220V218H186ZM206 220V219H205ZM222 220V219H221ZM220 220V222H221ZM225 220V219H224ZM59 221V222H58ZM195 221V220H194ZM236 221V220H235ZM248 221V220H247ZM165 222V220H164ZM162 222V226H164V229L171 227L169 224H167L166 222L164 223ZM173 222V221H172ZM177 222V221H176ZM193 222V221H192ZM203 222V221H202ZM219 222V223H220ZM228 222V221H227ZM226 222V224H227ZM65 223V222H64ZM184 223V222H183ZM196 224V222H194ZM209 223V221H208ZM212 223V224H211ZM223 223V221H222ZM234 223V222H233ZM95 224V225H94ZM173 224V223H172ZM178 224V223H177ZM203 224V223H201ZM199 223V225L201 226V228H199L200 226L198 224L195 225L199 226V229L204 230V227L206 225H204V227H202L203 225H201ZM206 224V223H205ZM217 224V223H216ZM237 224V223H236ZM253 223H251L252 225ZM234 225V224H233ZM169 226V227H168ZM178 226V225H176ZM221 226L223 227V225L221 224ZM227 226V225H226ZM230 226V225H229ZM263 226V225H262ZM64 227V226H63ZM228 227V226H227ZM241 227V226H240ZM59 228V229H58ZM211 228V227H210ZM231 228V227H230ZM233 228V227H232ZM238 228V227H237ZM64 229V228H63ZM160 229V228H159ZM163 229V228H162ZM207 230V226L205 228ZM224 229V230H223ZM97 230V232H95L93 229V233H94V238H98L100 237V233ZM156 230H158L156 232ZM188 230V229H187ZM198 230V229H197ZM210 230V229H208ZM230 230V231H231ZM19 231V232H18ZM64 231V230H63ZM149 231V232H148ZM165 231V230H164ZM167 231V230H166ZM165 231V232H166ZM103 232V231H102ZM92 233V232H91ZM90 233V236H91ZM226 233H229L227 235H225ZM244 235L240 242V237L241 234ZM183 234V233H182ZM203 234V233H202ZM9 235V237H10ZM180 235V233H179ZM225 235V236H224ZM67 236V235H66ZM178 236V235H177ZM198 236V235H197ZM16 237V236H15ZM102 238V235H101ZM100 238V239H101ZM193 238V237H192ZM199 238V239H198ZM15 239V238H14ZM88 239V238H87ZM191 239V238H190ZM245 239V240H243ZM11 240V238H10ZM206 240V241H205ZM210 240V241H211ZM89 241V240H88ZM181 241V240H180ZM193 241V240H192ZM244 241V242H243ZM11 242H14L13 240ZM170 242L171 241L170 239ZM183 242V241H182ZM185 242V241H184ZM206 242V243H205ZM158 243V245H159ZM174 244H176L174 242ZM10 245V242H9ZM18 243H16V246H19ZM74 245V244H73ZM208 245V247H207ZM211 245V246H210ZM166 246V245H165ZM210 246V247H209ZM21 246H19L20 248ZM22 248V247H21ZM161 249V248H159ZM1 251V250H0ZM12 251V250H11ZM10 251V252H11ZM14 252V250L12 251ZM18 252V251H17ZM20 252V251H19ZM82 253V252H81ZM13 256H15V254H12ZM20 255V254H19ZM84 255V254H83ZM18 256V254H17ZM5 257V256H4ZM16 258V257H15ZM19 258V259H20ZM27 258V259H26ZM5 259V258H2ZM15 260V259H14ZM22 260V259H21ZM212 260V261H210ZM3 261V260H2ZM90 261V260H89ZM1 262V259H0ZM6 262V261H5ZM25 262V263H26ZM96 262V261H95ZM94 262V263H95ZM2 263V262H1ZM0 263V264H1ZM16 263V262H15ZM14 263V264H15ZM93 263V264H94ZM4 264V263H3ZM13 264V263H12ZM92 264V263H91ZM98 264V263H97Z\"/></svg>",
  "mask_w": 264,
  "mask_h": 264
},
{
  "label": "built area",
  "instance_id": "built-area-1",
  "mask_svg": "<svg viewBox=\"0 0 264 264\" xmlns=\"http://www.w3.org/2000/svg\"><path fill=\"white\" fill-rule=\"evenodd\" d=\"M89 3H99L103 0H84ZM164 9L170 23H175L174 12L171 3H166ZM204 19L203 10L198 5L184 7L181 14L183 23L197 25ZM169 35L172 37L170 25L165 23ZM184 35L183 33H181ZM237 59L245 63L247 56L239 46L236 47ZM234 133L237 134L241 151L244 154L253 153L255 150L264 148V108L260 100L248 94H241L240 105L232 115ZM138 210L131 208L123 214L125 223H133L138 218ZM96 256L99 264H157L164 256V251L158 248L138 249L123 245L111 235H104L96 247Z\"/></svg>",
  "mask_w": 264,
  "mask_h": 264
}]
</instances>
